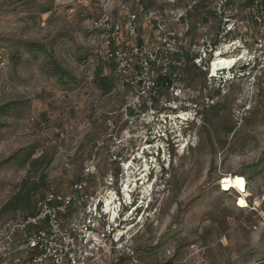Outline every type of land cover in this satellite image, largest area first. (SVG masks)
Segmentation results:
<instances>
[{
	"label": "rangeland",
	"instance_id": "1",
	"mask_svg": "<svg viewBox=\"0 0 264 264\" xmlns=\"http://www.w3.org/2000/svg\"><path fill=\"white\" fill-rule=\"evenodd\" d=\"M141 1L148 49L159 40L200 54L156 93L127 40L128 72L105 65L111 39L96 23L128 0H0V227L54 190L76 199L72 223L87 211L101 227L103 208L115 216L114 200L129 205L119 213L127 240L102 238L89 264H264V20L245 0ZM98 74L115 80L107 95ZM160 165L158 194L150 175ZM226 175L249 184L223 190ZM24 181L38 190L2 213Z\"/></svg>",
	"mask_w": 264,
	"mask_h": 264
},
{
	"label": "built area",
	"instance_id": "2",
	"mask_svg": "<svg viewBox=\"0 0 264 264\" xmlns=\"http://www.w3.org/2000/svg\"><path fill=\"white\" fill-rule=\"evenodd\" d=\"M176 1L178 2L163 0L167 4H174ZM220 1L225 4L227 0ZM246 9L257 22L261 23L264 20V0H252V4L247 5ZM144 10L143 1L128 0L120 14L111 13L110 17L105 19V24L99 26V23H96V26L102 27L104 33L109 31L107 37L111 42L106 56L108 60L114 59L115 72L122 75L128 72L126 67L130 66L128 59H131L124 58L121 47L122 40H127L131 45L130 55L141 56L137 67L140 70L137 71L142 75L148 74L147 81L143 84L156 93L158 90L155 82L156 73L171 75L173 80L176 70L172 66L177 65L179 68L181 63L174 61L168 54L174 48L166 47L159 40L149 49L146 43L141 42L137 21L138 14ZM5 66L7 62L0 50V67ZM211 77L215 78L217 75ZM75 200L74 197L49 190L37 203L36 212L1 226L0 264H89L90 257H96L97 252L101 250L102 245L99 243L102 238L107 240L112 237L117 244L127 240L130 229L123 225L127 222L123 218L125 215L119 217L122 206L120 200L113 201V208L117 210L116 216L106 213L103 208L106 216L102 212L100 218L105 224L101 227L99 224H93L95 221L92 222L89 218L91 213L87 211L81 213L77 222L74 221L76 224L72 223L70 213ZM107 218L109 221H106Z\"/></svg>",
	"mask_w": 264,
	"mask_h": 264
},
{
	"label": "trees",
	"instance_id": "3",
	"mask_svg": "<svg viewBox=\"0 0 264 264\" xmlns=\"http://www.w3.org/2000/svg\"><path fill=\"white\" fill-rule=\"evenodd\" d=\"M245 2H246L245 3L246 6L252 4V0H245ZM231 3H232L231 0H227L225 2V6L226 5H230ZM144 7H145V5H144ZM188 12L190 13L191 10L188 11ZM141 42H143L142 39H141ZM216 46H217V44H214L215 48H216ZM34 47L39 52L41 50H43V46L34 45ZM215 48L212 47L211 49L214 50ZM168 54H170L171 58L174 61L180 62L181 64H180L179 68H182L185 71L186 70L188 71V69H189L188 67L191 66L192 63H193V65H195L194 58H197L200 55V54L199 55L198 54L197 55H193V53H191L190 49L183 50L182 47L180 49L179 48H174V50H171L170 52H168ZM106 63H109L110 68L115 70L116 63H115L114 59H110V60L107 59L106 62H105V65H106ZM249 65L241 66V72L246 71L248 69L246 67H248ZM172 67H173L174 70H179L177 65H174ZM100 70H101L102 73H104L103 69H100ZM57 72L60 73L61 71L57 69ZM233 72H234L233 73V78L240 77L239 73H236L235 70H233ZM155 78H156L155 82H156L157 87H158L159 90H160V88L163 89L164 87H168V86L172 85L171 75H164V74H161V73L157 72ZM225 81H227V80H225ZM222 83H223V81H222ZM96 84L98 85L99 89H101L103 91V93L107 95V93H110L112 90H114L115 80L112 77H110V76H107V75L103 76V74H98V76L96 78ZM211 107H212V109L215 108V106H211ZM202 113H204V110H203ZM42 162H43V160H35L33 162V165H37V164L42 163ZM162 169H164L163 166H162ZM164 171H165V174H168V170L164 169ZM248 182L249 181H246L247 185L249 184ZM26 184H27V182L24 181L22 183V185L20 187V191L16 195V197H14L13 199L9 200L8 202H6L2 206L3 207L2 208L3 209L2 213H9V212L17 211V210L23 208L24 205H26V203L31 199L33 193L38 190L39 184L37 182L33 183V185H31V187L27 188V189H26ZM42 185H44V178L42 180ZM159 192H163V191H159ZM32 213H34V212H32ZM163 264H171V262H166V263H163Z\"/></svg>",
	"mask_w": 264,
	"mask_h": 264
},
{
	"label": "bare ground",
	"instance_id": "4",
	"mask_svg": "<svg viewBox=\"0 0 264 264\" xmlns=\"http://www.w3.org/2000/svg\"><path fill=\"white\" fill-rule=\"evenodd\" d=\"M130 166H131V164H128V166H126L127 169H129ZM222 179L223 180H222L221 184H222L223 190H228V189H232V188H236V189L240 190L241 188H244L247 186L246 179L243 175H226ZM126 189L128 190V188H125V190ZM129 196H130V194H129ZM109 205H110V203H109ZM111 206H108V210L112 209ZM116 214H115V216H116Z\"/></svg>",
	"mask_w": 264,
	"mask_h": 264
},
{
	"label": "clouds",
	"instance_id": "5",
	"mask_svg": "<svg viewBox=\"0 0 264 264\" xmlns=\"http://www.w3.org/2000/svg\"><path fill=\"white\" fill-rule=\"evenodd\" d=\"M160 166H161V170H159V171H154L153 169H155V167H153V169L151 171V175H150V177L153 178L152 179L153 180V186L156 188L155 191L157 193H159V191H162L163 190V188H160L161 187L160 185L165 186L163 184V182H165V177L167 176V174H165V171H164V169H165L164 166L163 165H160ZM162 166H163L164 169H162ZM136 191H134V192H136ZM119 196L121 197V194ZM148 199H149V201H147V199H146V202L148 204V207L152 206V208H153L155 202L151 199V194H148ZM135 202L136 201L134 200V204H135ZM123 205L124 204L122 203V206L121 207H123ZM127 206H129V205L128 204H125L124 205V208H126ZM136 215H137V213H136Z\"/></svg>",
	"mask_w": 264,
	"mask_h": 264
}]
</instances>
